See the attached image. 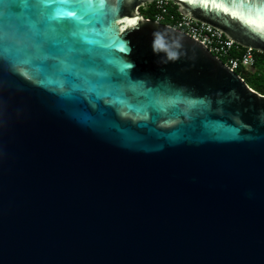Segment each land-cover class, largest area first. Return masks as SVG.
Wrapping results in <instances>:
<instances>
[{
	"label": "water",
	"instance_id": "95a60500",
	"mask_svg": "<svg viewBox=\"0 0 264 264\" xmlns=\"http://www.w3.org/2000/svg\"><path fill=\"white\" fill-rule=\"evenodd\" d=\"M154 1L0 0V264H264V95ZM168 1L264 54V0Z\"/></svg>",
	"mask_w": 264,
	"mask_h": 264
},
{
	"label": "built area",
	"instance_id": "2783aa9c",
	"mask_svg": "<svg viewBox=\"0 0 264 264\" xmlns=\"http://www.w3.org/2000/svg\"><path fill=\"white\" fill-rule=\"evenodd\" d=\"M141 8L150 13V16H144L146 19L157 20L185 33L215 52L236 72L237 70L253 69L255 64L253 50L235 44L223 32L212 26L185 17L170 1L156 0Z\"/></svg>",
	"mask_w": 264,
	"mask_h": 264
},
{
	"label": "trees",
	"instance_id": "16d2710c",
	"mask_svg": "<svg viewBox=\"0 0 264 264\" xmlns=\"http://www.w3.org/2000/svg\"><path fill=\"white\" fill-rule=\"evenodd\" d=\"M146 14H142L145 17L150 16V13L146 11ZM255 56V64L253 71L251 70H237V73L242 79L256 92L264 95V54L253 51Z\"/></svg>",
	"mask_w": 264,
	"mask_h": 264
},
{
	"label": "clouds",
	"instance_id": "9594fccd",
	"mask_svg": "<svg viewBox=\"0 0 264 264\" xmlns=\"http://www.w3.org/2000/svg\"><path fill=\"white\" fill-rule=\"evenodd\" d=\"M173 46L176 49L181 47L180 40H171L166 37V34L162 32H153V40H152V50L154 54L159 55L160 53H164L163 56H160V62L167 64L171 61H175L179 57V52L172 50ZM130 52V49H129ZM131 67L134 65L131 64Z\"/></svg>",
	"mask_w": 264,
	"mask_h": 264
},
{
	"label": "snow or ice",
	"instance_id": "6c2138e0",
	"mask_svg": "<svg viewBox=\"0 0 264 264\" xmlns=\"http://www.w3.org/2000/svg\"><path fill=\"white\" fill-rule=\"evenodd\" d=\"M57 3H59V0H56ZM69 2L71 3H75L76 0H69ZM52 13H53V9L49 8L47 9L44 13H42V15H44L47 19H52ZM57 16H63L66 18H71L74 17L76 15V13L74 11H68V12H58L56 13ZM65 23H71V20H66ZM130 24H135L136 21L135 20H131L129 21Z\"/></svg>",
	"mask_w": 264,
	"mask_h": 264
},
{
	"label": "rangeland",
	"instance_id": "374dc122",
	"mask_svg": "<svg viewBox=\"0 0 264 264\" xmlns=\"http://www.w3.org/2000/svg\"><path fill=\"white\" fill-rule=\"evenodd\" d=\"M141 12H142V14H146L144 8H141ZM251 71H253V69Z\"/></svg>",
	"mask_w": 264,
	"mask_h": 264
}]
</instances>
